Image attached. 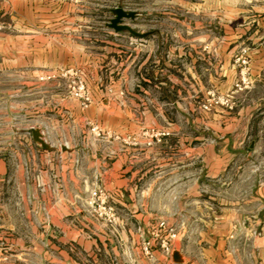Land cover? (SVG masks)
<instances>
[{"label":"crops","instance_id":"obj_1","mask_svg":"<svg viewBox=\"0 0 264 264\" xmlns=\"http://www.w3.org/2000/svg\"><path fill=\"white\" fill-rule=\"evenodd\" d=\"M246 1L247 7L239 8L242 20L228 27L229 32L224 30L231 36H223L220 49L205 45L202 57L194 47L184 52L174 47L172 54L160 55L158 31H142L148 32L140 37L147 44L156 40V47L147 49L146 44L135 47L127 30H107L104 41L109 43L106 51L113 53L118 88L121 83L128 86L129 74L136 67L145 88H154L162 98L157 113L68 120L76 124V132L54 150L40 123L28 126L31 139L37 129L49 146L30 153L24 145L25 122L13 123L4 116L0 124V201L5 202L0 204V213L7 212L6 221L0 214V222L13 227L16 219L29 221L34 203L28 194L34 190L42 196L44 218L52 226L57 222V227L67 229L79 251H107L108 246L113 248L114 239L97 231L85 202L92 188L103 187L116 207L117 223L111 231L121 241L123 232L137 223L142 228L157 224L159 217L146 201L166 200L167 224L178 234L168 264H264V0ZM241 45L247 49L251 83L234 91L230 53ZM139 49L144 51L140 56ZM213 51L218 60L212 58ZM197 56L206 61L207 69L214 68L208 81L200 76L202 60ZM182 57L187 59L185 65ZM184 67L189 70L192 94L200 98V92L209 88L219 94L229 91L231 107L215 106L207 112L197 108L195 97L186 101L189 94L178 72ZM87 121L100 124L106 136L94 140L81 128ZM142 126L163 132L161 141L150 146L122 143L125 136L137 135ZM128 185H148L137 195L141 203L136 209L131 207L135 196L123 194ZM51 188L57 196L52 202L45 201ZM122 207L129 213L122 215ZM65 220L73 222L71 228H66Z\"/></svg>","mask_w":264,"mask_h":264},{"label":"rangeland","instance_id":"obj_2","mask_svg":"<svg viewBox=\"0 0 264 264\" xmlns=\"http://www.w3.org/2000/svg\"><path fill=\"white\" fill-rule=\"evenodd\" d=\"M248 3L246 0H0V124L4 123V116L13 123L25 122L24 145L30 153L44 148L32 141L28 126L40 123L54 150L58 144L64 145V138L76 132V124L68 120L157 113L162 108V98L154 88H145L142 79L137 78L136 67L129 74L126 88L121 83L119 89L115 83L113 53L106 51L109 43L104 41L107 30L112 28L106 25L114 16L110 9L121 6L134 10L137 12L134 18L123 17L122 21L127 20L130 27L140 32H160V55L172 54L174 47H180L183 52L194 47L202 57L205 45L220 49L223 36H231L224 30L229 32L228 27L242 20L239 8L247 7ZM132 35L135 47H144V44L147 49L156 47V40L147 44L140 39L146 36ZM244 46L230 53L235 69L234 83L239 71L234 59ZM142 52L139 49L138 56ZM217 55L213 51L212 58L218 60ZM199 57L202 60L200 76L208 81V73H213L214 68L207 69L206 61ZM182 60L185 65L187 59L182 57ZM179 71L184 77L185 94H189L186 101L195 97L197 108L207 112L215 106H224L210 103L212 97L223 98L229 91L219 94L209 88L200 92L198 98L192 94L189 70L184 67ZM205 105L209 109H204ZM81 128L94 140L106 136L105 129L97 122L87 121ZM139 131L137 135L125 136L122 143L150 146L158 144L163 136V132L151 127L142 126ZM147 186H126L123 194H130L132 199L135 196L132 208L141 203L137 195ZM94 190L107 201L109 194L103 187H94L85 202L91 219L96 221L97 231L113 237L112 249L108 246L107 251H79L67 229H61L62 225L57 227V222H53L56 227L52 226L44 218L42 196L30 190L28 199L34 203L30 220L23 222L15 218L14 229L10 223L0 222V264H168L171 253L160 247L166 231L158 227L161 222L168 226L166 200L146 201L149 210L158 215L156 219L159 217L157 224L142 228L137 223L123 232L124 241H121L111 231L117 219L108 221L100 217L96 206L91 204ZM70 191L74 194L76 189ZM56 196L51 188L44 200L52 202ZM6 212L4 209L0 213L5 221ZM126 213L128 209L122 207V215ZM63 222L66 228H71L73 223Z\"/></svg>","mask_w":264,"mask_h":264},{"label":"built area","instance_id":"obj_3","mask_svg":"<svg viewBox=\"0 0 264 264\" xmlns=\"http://www.w3.org/2000/svg\"><path fill=\"white\" fill-rule=\"evenodd\" d=\"M247 49L245 47H241L239 49L238 55L234 59V63L237 64L239 67L237 81L233 84V90L238 91L244 87H248L251 83L249 80V63L247 57ZM83 87V84H82ZM231 93L225 94L223 98H214L212 97L213 101L210 103L212 104H224V106L231 107L232 105V98ZM213 96V95H212ZM210 106L205 105L204 109H209ZM96 128V127H95ZM93 128V130L95 129ZM91 204L98 210L97 213L100 217L107 219L108 221H115L116 218V209L114 205L107 201L106 197H101L96 190L92 192V199ZM159 228H164L166 231V235L161 238L160 247L164 250V252L171 253V249L173 246L174 241L177 238V233L173 227H168L164 225V222H161L158 226ZM167 227V228H166ZM145 249L147 247L145 246Z\"/></svg>","mask_w":264,"mask_h":264},{"label":"water","instance_id":"obj_4","mask_svg":"<svg viewBox=\"0 0 264 264\" xmlns=\"http://www.w3.org/2000/svg\"><path fill=\"white\" fill-rule=\"evenodd\" d=\"M110 10L113 12L114 16L111 17L106 22L107 26L114 28L116 31H121L123 29H127L132 34L137 35V36L138 35L146 36L148 34V32H140V31L133 29L127 23H122L123 17L134 18L137 15L136 11L131 10V9H125L124 7H121V6L120 7H113ZM31 134H32V139L36 144H39L44 149H49V146L42 139V136L37 129L32 131Z\"/></svg>","mask_w":264,"mask_h":264}]
</instances>
